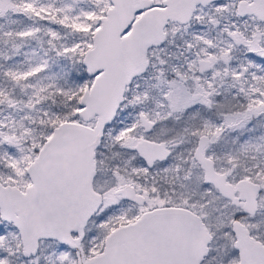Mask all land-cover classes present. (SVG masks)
I'll return each mask as SVG.
<instances>
[{"label": "snow or ice", "instance_id": "1", "mask_svg": "<svg viewBox=\"0 0 264 264\" xmlns=\"http://www.w3.org/2000/svg\"><path fill=\"white\" fill-rule=\"evenodd\" d=\"M0 264H264V0H0Z\"/></svg>", "mask_w": 264, "mask_h": 264}]
</instances>
